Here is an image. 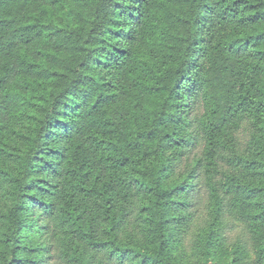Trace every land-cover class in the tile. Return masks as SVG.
<instances>
[{"label": "trees", "instance_id": "1", "mask_svg": "<svg viewBox=\"0 0 264 264\" xmlns=\"http://www.w3.org/2000/svg\"><path fill=\"white\" fill-rule=\"evenodd\" d=\"M200 218L264 264V0H0V264H185Z\"/></svg>", "mask_w": 264, "mask_h": 264}, {"label": "rangeland", "instance_id": "2", "mask_svg": "<svg viewBox=\"0 0 264 264\" xmlns=\"http://www.w3.org/2000/svg\"><path fill=\"white\" fill-rule=\"evenodd\" d=\"M204 224V219L200 218L196 222L190 224L188 228L180 234L176 232V242L174 245V256L182 260L185 264H201V248L199 246V230ZM224 241L220 247L212 249V264H227L225 256L232 254L239 240L242 244H247L248 236L245 233L242 221L228 219L225 225ZM27 253L24 251L23 255ZM232 257V255H231ZM255 251L250 245H247V251H244V263L255 264Z\"/></svg>", "mask_w": 264, "mask_h": 264}]
</instances>
